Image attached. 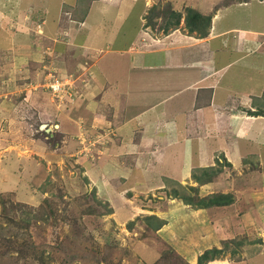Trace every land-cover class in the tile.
Returning a JSON list of instances; mask_svg holds the SVG:
<instances>
[{
  "label": "rangeland",
  "instance_id": "1",
  "mask_svg": "<svg viewBox=\"0 0 264 264\" xmlns=\"http://www.w3.org/2000/svg\"><path fill=\"white\" fill-rule=\"evenodd\" d=\"M197 1L201 13L227 4L224 27L243 22L264 27V11L254 2L245 10L251 21H244L234 0ZM169 2L179 9L185 1ZM169 2L123 0L118 7V0H0V264H177L178 257L193 264L203 249L220 248L229 234L244 236L242 248L229 244L215 260L264 263V255L250 261L258 249L264 251V230L259 233L248 223L256 213L264 215L263 149L245 150L242 163L227 159L229 165L216 154L204 167L187 145L181 159L174 160L176 149L170 148L175 152L159 165L161 150L146 165L134 157L137 166H130L132 152L126 142L119 146L115 135H126L128 125L149 130L151 119L135 120L134 112L126 105L122 110L120 98L112 95L105 100L100 93L91 101L85 97L100 86L92 63L106 45V27L114 30L109 39L114 48L126 47L142 33L145 39L133 44L142 50L141 44L162 33L159 14L152 19L153 29L140 27L149 9L155 6L160 13ZM137 6L143 8L142 18H137ZM109 89L119 95L116 86ZM81 101L86 115L70 117V125L60 130L75 135L71 141L61 139L55 113L81 111ZM40 124L49 129L48 136ZM250 139L243 147H252ZM207 167L217 174L199 186L198 195L230 194L229 206L198 209L169 196L174 190L195 198L188 190L196 186L191 174ZM42 200H48L52 220L40 217L27 228L20 226L24 210L33 212ZM145 216L163 224L149 229ZM213 236L220 239L212 244ZM232 248L238 253L230 255Z\"/></svg>",
  "mask_w": 264,
  "mask_h": 264
},
{
  "label": "crops",
  "instance_id": "2",
  "mask_svg": "<svg viewBox=\"0 0 264 264\" xmlns=\"http://www.w3.org/2000/svg\"><path fill=\"white\" fill-rule=\"evenodd\" d=\"M119 1L123 0H118V7ZM184 1V4L176 9L170 6L169 0H166L171 10L180 13L181 16L185 8H190L202 16H209V28L204 37L187 34L180 20L175 30H168L165 34L160 32V38H149L147 44H141L142 50H136L133 45L139 44V38L140 41L145 39L142 33L139 38L134 36L135 38L133 37L126 47L114 48L110 43L114 30L106 27L105 37L103 36L106 45H102L97 51L100 55L96 56L92 63L94 80H98L97 84L100 86L96 85L92 92L85 94L88 101L92 100V95L98 93L101 100L108 99L112 95L115 100L120 98L121 102L117 101L120 102L122 110L126 109V105L127 110L134 112L135 120L139 117L151 119V125L147 128L149 130L138 128L136 131L133 125H122L127 128V134L119 133L118 137L115 134L112 136L113 139L115 135L114 140H117L119 146L125 142L128 144L127 147L133 156L130 166L132 164L137 166L134 157L139 159L140 164L146 165L150 159L159 154L160 150L163 155L161 160L156 162L158 165L162 162V158H171L172 154L169 153L175 151L174 160L181 159L180 154H184L188 146L190 150H195L194 157L202 161L204 167L211 163L216 154L229 165L230 159L238 160L243 155L241 152L245 150L261 148L264 151V117L247 113V110L254 111L255 103L264 94V27H255L251 22L236 23L234 26L226 24L224 27L222 17L227 16V4L221 8L212 6V10L210 7L201 13L196 6L197 0H192L194 1L192 3ZM233 2H237L240 18L244 21H251L248 15L251 3L254 2L261 7L258 11H264V0ZM141 6L144 8L143 5ZM141 6L136 7L137 18H142L144 13ZM241 11L245 14L243 15ZM124 17L128 16L122 18ZM140 27L142 28V25ZM100 81L109 84L108 88L100 84ZM110 85L116 86L119 95L108 93ZM104 95L107 96L102 97ZM80 107L84 109L72 114L68 109L56 112L58 122L56 129L59 131L61 127L70 125L71 122L68 121L70 117L85 116L87 111L83 101ZM90 116L87 114V119ZM118 125L113 131L120 130ZM59 133L62 135L61 139L67 141H71L75 135L68 134L65 130H60ZM125 136L127 141L124 140ZM246 137L251 138L252 147L249 145L243 147L247 141ZM170 148L176 150L169 152ZM185 155H183L184 159ZM256 214L254 215L256 219L251 218L248 223L257 226L260 233L264 230V215L257 217ZM232 236L237 237V234ZM216 237L217 241L220 239L219 236H213L212 244L217 242ZM260 251L258 249L250 261L263 256L264 251ZM199 254L195 256L193 264ZM231 260L230 264H245V260L248 261L249 258ZM187 263L190 264L188 261ZM206 264L227 263L213 260Z\"/></svg>",
  "mask_w": 264,
  "mask_h": 264
},
{
  "label": "trees",
  "instance_id": "3",
  "mask_svg": "<svg viewBox=\"0 0 264 264\" xmlns=\"http://www.w3.org/2000/svg\"><path fill=\"white\" fill-rule=\"evenodd\" d=\"M242 1V0H237ZM167 8L163 10L162 12H157L156 7L152 6L149 11L148 15L146 17V22L144 23V27L154 28L155 25L153 24L154 21H152L153 18L157 17L158 14L163 17V24L162 28L159 29L162 32H166L169 29H176L179 25L180 20L182 19L183 27L186 30L187 34H194L195 36L202 38L206 35V31L209 28V16H202L199 13L195 12L192 9L185 8L183 10V16H181L180 13L174 12L171 10V7L167 4ZM151 14V15H150ZM150 15V16H149ZM152 17V18H151ZM157 30V29H156ZM247 113L252 116H262L264 117V94L262 95V98L255 103V108L253 112ZM45 136H48L46 134ZM228 165V164H227ZM212 167L207 168H201L199 170L198 175H195L194 173L191 174V179L196 184L195 187H188V190L190 192H193V194L197 197L191 198L190 195H186L184 193H178L174 190H170L168 193L170 197L177 198L182 202V204L191 206L198 209H207L212 207H224L231 204V196L230 194H221V193H213L209 194L207 196L200 197L198 195L199 186H202L204 184H207L212 181V179L217 174V171ZM219 171V170H218ZM198 172V171H197ZM165 180V179H164ZM48 200H42L41 205L39 207L33 208V212L30 210V208L24 205H21L22 207H26L27 209L24 210L23 217L21 219L20 226L27 228L29 223L33 221H40L41 218H43V221L46 220H52V212L51 208L48 207ZM47 206V207H46ZM42 209H45L44 213H41ZM30 210V211H29ZM41 217V218H40ZM144 221H146V226L149 229L158 230L161 225L163 224L162 221L158 220L155 216H145ZM244 241V236L241 237H233L230 234L228 235L227 239L224 241H220L221 247H211L209 249H206L202 251L197 257L195 264H206L207 262L213 261L215 259L220 258L221 254L228 249V245L232 244L234 248H242L240 247L242 242ZM259 242L260 240H256V242ZM171 251V249H169ZM173 252V251H172ZM238 253L236 249H231L229 251L230 255H234ZM21 254V252H20ZM174 254V253H173ZM229 255V256H230ZM235 259V261H237ZM177 264H188L185 262L181 257H178Z\"/></svg>",
  "mask_w": 264,
  "mask_h": 264
},
{
  "label": "water",
  "instance_id": "4",
  "mask_svg": "<svg viewBox=\"0 0 264 264\" xmlns=\"http://www.w3.org/2000/svg\"><path fill=\"white\" fill-rule=\"evenodd\" d=\"M39 130L45 132V133H48L49 132V129L46 128V125L45 124H41L39 125Z\"/></svg>",
  "mask_w": 264,
  "mask_h": 264
},
{
  "label": "clouds",
  "instance_id": "5",
  "mask_svg": "<svg viewBox=\"0 0 264 264\" xmlns=\"http://www.w3.org/2000/svg\"><path fill=\"white\" fill-rule=\"evenodd\" d=\"M190 9V8H189ZM182 20V19H181ZM183 23V22H182ZM143 27H144V24L142 25ZM169 30H172V29H169ZM173 30H175V29H173ZM161 31V30H160ZM162 32V31H161ZM167 32V31H166ZM165 32V33H166ZM163 33V32H162ZM41 125V124H40ZM47 134H49V132L47 133Z\"/></svg>",
  "mask_w": 264,
  "mask_h": 264
},
{
  "label": "bare ground",
  "instance_id": "6",
  "mask_svg": "<svg viewBox=\"0 0 264 264\" xmlns=\"http://www.w3.org/2000/svg\"><path fill=\"white\" fill-rule=\"evenodd\" d=\"M57 128V127H56Z\"/></svg>",
  "mask_w": 264,
  "mask_h": 264
}]
</instances>
